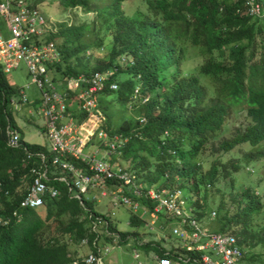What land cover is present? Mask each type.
I'll use <instances>...</instances> for the list:
<instances>
[{
  "label": "trees",
  "instance_id": "16d2710c",
  "mask_svg": "<svg viewBox=\"0 0 264 264\" xmlns=\"http://www.w3.org/2000/svg\"><path fill=\"white\" fill-rule=\"evenodd\" d=\"M130 1L61 2L63 9L78 8L87 14L95 13L101 23L115 22L118 25L109 60L91 72L106 70L123 56L135 61L132 68L119 70L114 80L122 72L132 77L120 83L116 91H107L100 97V108L105 116L104 129L110 137L115 134L129 137L121 155L124 160L139 158L133 168L144 172L151 185L167 176L165 186L183 191L186 188L192 197V205L198 210V220L208 231H214L216 215L227 208L218 232H231L242 247L249 243L251 246L250 241L254 239L261 241L248 229L251 219L264 208L260 197L251 188L232 198L236 206L228 208L222 201L213 219H210L211 212L206 211L207 198H199V195L203 181L208 183L204 185L208 189L226 169L224 165L218 174V169L212 167L203 173L200 156L209 140L224 127L232 110H243L249 124L233 138L222 141L219 150L229 153L248 144L253 149L247 154V161L264 158V43L257 42L264 33V18L250 17L244 0H143L145 10L137 9L132 17L127 18L123 7ZM59 27L57 34L51 36L62 57L54 76L63 79L89 73L79 69V56L91 48L87 36L93 33L94 23L87 31L64 24ZM187 44L204 59L194 76H189L183 69ZM216 53L225 55L224 59H216ZM69 59H75L77 63L71 65ZM138 85L140 90L135 95ZM13 91L0 69V182L12 194L28 180L21 162L22 152L5 145V103L1 93L6 95V102ZM112 95L113 100L122 106H127L133 96L147 98L144 105L131 104L134 110L141 106L140 119L132 122L123 113L117 123L110 106L112 100L109 97ZM27 147L46 152L43 146L27 143ZM141 152L145 153L142 157ZM230 169L237 172L240 165L230 163ZM57 187L60 195L47 203L48 212L43 219L29 225L25 213L32 210H26L22 211V222L13 220L0 228V264H66L69 258L67 247L56 239L44 241L41 237L55 217L67 218L62 232L71 242L81 243L88 239L90 249L95 251L92 243L97 235L88 228V211L95 212L87 205L88 211H85L76 200L69 198L64 186ZM18 200L3 201L4 209L0 214L9 215L17 208ZM95 215L103 217L99 213ZM142 221L132 215L129 225L139 227ZM120 236L125 243L129 233H120ZM139 249L148 252L153 247L148 243ZM155 251L159 255L162 253L156 248Z\"/></svg>",
  "mask_w": 264,
  "mask_h": 264
},
{
  "label": "built area",
  "instance_id": "2783aa9c",
  "mask_svg": "<svg viewBox=\"0 0 264 264\" xmlns=\"http://www.w3.org/2000/svg\"><path fill=\"white\" fill-rule=\"evenodd\" d=\"M41 1L45 0H0V69L6 76L24 65L30 82L24 88L10 85L14 91L6 102V95L1 93L5 103V145L22 152L21 162L28 180L17 208L9 215L0 214V228L13 220L20 223L22 211L46 207L48 202L59 197L57 186L63 184L68 197L76 200L85 211H88L85 205L90 201L85 197H91L96 203L100 202L99 198H107L115 209L123 206L133 212L141 211L139 217L143 220L142 217L148 216L151 225L161 219L176 223L172 228L178 242L175 247L167 250L151 243L153 249L148 252L132 249L133 264H243L245 251L238 238L231 232L208 231L198 220L195 206H185V192L165 186L167 176L147 187L139 182L134 171L112 165L98 150L85 152L88 147L93 149L95 138L102 143L108 157L120 156L127 145L128 136L115 134L110 137L104 129L105 116L99 101L107 91L118 89L114 80L116 74L119 70L132 68L135 61L123 56L106 70L56 79L55 67L62 57L51 38L55 33L41 12ZM244 3L250 17L264 18V0H244ZM30 85L39 91V99L31 103L25 92ZM147 100L139 98L140 104ZM8 107L15 114L26 111L30 118L43 120L46 152L27 147L19 126L13 124L7 113ZM248 170L254 173L252 169ZM11 197V190L0 182V200ZM88 214V228L97 236L92 243L95 251L89 252L84 263L103 264V256L109 249L98 247L101 236L116 244L121 241V236L111 229L114 227L107 215L96 216L90 211ZM215 215L211 212L210 219ZM81 243L89 246L88 239ZM155 248L162 252L161 255Z\"/></svg>",
  "mask_w": 264,
  "mask_h": 264
},
{
  "label": "rangeland",
  "instance_id": "374dc122",
  "mask_svg": "<svg viewBox=\"0 0 264 264\" xmlns=\"http://www.w3.org/2000/svg\"><path fill=\"white\" fill-rule=\"evenodd\" d=\"M61 2L62 0L41 1V12L48 19L53 29V33L55 34H57L60 30V24L67 25L68 27L84 28V31H87L86 29L90 30L94 23L93 33L88 34L87 36V41L90 43L91 48L81 53L79 56L81 61L79 69L83 72H91L94 68L106 63L109 60L110 52L115 45L114 38L118 31V25L115 22L107 24L101 23L95 13L87 14L78 8L63 9ZM137 9L145 10L143 7V0L130 1V3L123 7V12L127 18H130L135 14ZM259 41L264 43V33L257 39V42ZM241 44L245 45L246 42H242ZM125 57L130 58L128 56ZM215 57L218 60H223L225 55L216 53ZM74 60L75 59H69L68 63L71 65L77 63V61ZM203 62L204 59L198 55V51L190 44H187L186 61L183 66L184 71L187 72L189 76L197 75V69ZM130 77H132V75L122 72L116 77V82L119 85ZM6 79L9 85L18 88H24L30 84L24 65H20L18 70L6 74ZM202 83L206 85L205 82ZM137 90H140V85H138ZM25 92L29 103L39 99V91L35 86L30 85ZM109 99L112 100L110 106L111 110L113 109V112L115 113L117 123H119L118 119L123 115V113H125L126 117H128L132 122L140 119L138 112L141 110V106L135 110L131 107L132 103L140 104L139 98L137 99V97L133 96L128 100L127 106H122L119 102H115L113 100L114 95H112L111 98L109 97ZM25 112L26 111L15 114L10 107L7 108V113L13 124L15 123L17 126L21 127L24 140L30 145H42L45 143L44 141H47L45 133L41 130L43 128V120L40 118H30V116L26 114L27 112ZM78 115L79 114L77 113L75 114L76 117H79ZM248 124L249 119L246 117L243 110H232L227 117L224 127L209 140V143L200 156V162H202L203 165V173L208 172L212 167H216L219 174L223 169V166L226 165V169L219 174L213 186L208 187L207 189L204 185H207L208 183L203 181V185L200 184L199 198H202L203 196L207 198L206 211L208 212H216L217 207L222 201L228 208L236 206L232 203V198L246 188H251L252 191H255V195L258 193L257 196L260 197L264 207V158L253 157L254 159L252 161H247L246 156L253 149L248 144H244L229 153H224L218 148L222 141L233 138L237 133L242 132ZM116 126H118V124ZM92 146V150L86 149L85 152H95L98 150L100 156H104L112 165H116L121 168H129L136 173L137 179L141 184L147 187L151 185L150 180L146 178V174L144 172H139V168L138 170H134L133 168V165L139 161V158L124 160L122 155L118 157H108L106 152L103 150L104 147L102 143L99 142L97 138L93 140ZM139 155L142 157L145 153L141 152ZM152 161L153 159H151V162ZM233 162H238L240 165L239 171L234 172L230 169V163ZM248 169H252L254 173L251 174ZM25 183H27V181L21 183L15 189L13 197H11L10 200H4H9L7 202L11 203L14 200L17 201L18 197L21 198L25 192ZM60 185L63 186V184H58V186ZM184 192L185 206L190 208L192 205V197L187 192L186 188L184 189ZM96 196L99 197L98 194H96ZM85 198H89L90 201H86L87 206L92 208L95 213L107 215L112 223V227H114L116 231L119 233H129V238L131 237V239L126 240L125 243H122L123 241L121 238V241L116 244L112 241V239L101 236L100 241L98 242V247L101 250L105 248L109 249V253L103 256V264H133L134 261L131 257L132 249L139 248L142 245L148 246V243H154L157 247L164 246L167 250H171L178 244L177 238L172 233V228L176 226V223L173 221L169 222V219H161L154 225H151L148 216H146L142 217L143 221L139 227H131L129 225L130 217L132 215L136 217L141 216V211L133 212L123 206L115 209L111 204V201L107 198H99V203L93 201L91 197ZM2 209H4L3 200H0V210ZM226 209L227 208L221 210L213 221V230L215 232H218V229L221 227L220 220H224L223 212ZM47 212V207L28 211L25 213L26 222L30 225L38 219H43ZM112 213L114 215H112ZM66 223L67 218H53L47 225L46 229L42 232L41 237L44 241L56 239L59 244H64L67 247L69 258L66 264H85L84 261L91 249L89 246L82 245V243L70 241L69 237L62 232V228L66 225ZM150 228H153V231H150ZM248 229H251L250 231L255 233V237H259L261 241H257L253 238L254 240L250 241L251 246H249V243V245L242 247L245 251L243 264H264V208L261 213L255 215L251 219ZM158 238L160 240H157ZM140 250L143 251L142 249Z\"/></svg>",
  "mask_w": 264,
  "mask_h": 264
},
{
  "label": "crops",
  "instance_id": "0c3cea01",
  "mask_svg": "<svg viewBox=\"0 0 264 264\" xmlns=\"http://www.w3.org/2000/svg\"><path fill=\"white\" fill-rule=\"evenodd\" d=\"M20 128V131H21V127H19ZM43 132H44V130H43V128L41 129ZM21 134H22V132H21ZM23 135V134H22ZM47 140V139H46ZM45 143H43L42 145H39V146H43V147H46L47 146V141H44ZM87 149H89V147L87 148ZM90 150H92V149H90ZM141 217V216H140Z\"/></svg>",
  "mask_w": 264,
  "mask_h": 264
}]
</instances>
